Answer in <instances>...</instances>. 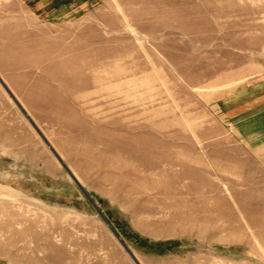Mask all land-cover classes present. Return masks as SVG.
<instances>
[{"label": "rangeland", "instance_id": "1", "mask_svg": "<svg viewBox=\"0 0 264 264\" xmlns=\"http://www.w3.org/2000/svg\"><path fill=\"white\" fill-rule=\"evenodd\" d=\"M261 239L264 0H0V264H264Z\"/></svg>", "mask_w": 264, "mask_h": 264}, {"label": "bare ground", "instance_id": "2", "mask_svg": "<svg viewBox=\"0 0 264 264\" xmlns=\"http://www.w3.org/2000/svg\"><path fill=\"white\" fill-rule=\"evenodd\" d=\"M153 192H154V191H153ZM148 194H150V193H148ZM148 194H147V195H148ZM147 195H146V196H147ZM146 198H147V197H146ZM149 198H151V197H149ZM152 198H153V197H152ZM147 200H148V199H147ZM136 204H137V203H136ZM134 207H135V206H134ZM137 207H138V206H137ZM145 207H146V206H145ZM132 208H133V207H132ZM147 208H148V207H147ZM130 210H131V209H130ZM143 211H144V210H143ZM152 211H153V210H151L150 212L152 213ZM146 212H149V211H146ZM252 220H253V219H252ZM248 224H249V223H248ZM262 240H263V239H261V241H262ZM49 241H50V240H49ZM47 242H48V241H47ZM262 242H264V240H263ZM48 243H49V242H48ZM260 243H261V242H260ZM49 244H50V243H49ZM49 244H48V245H49ZM262 244H263V243H262ZM53 247H54V246H53ZM55 248H56V246H55ZM55 248H53V249H55ZM63 248H64V247H63ZM51 249H52V248H51ZM57 249H59V248H57ZM61 249H62V248H61ZM61 249H60V250H61ZM60 250H59V251H60ZM55 251H57V250H55ZM62 251H63V250H62ZM62 251H61V252H62ZM64 253H65V251H64ZM0 255H1V254H0ZM56 255H57V254H56ZM58 256H60V255H58ZM58 256H57V257H58ZM63 257H64V256H63ZM48 258H49V257L44 258V259H48ZM61 258H62V256H61ZM55 259H56V258H55ZM52 260H54L53 257H52ZM58 260H60V258H59ZM49 261H50V260H49ZM49 261H48V262H49ZM53 263H54V261H53ZM60 264H61V263H60Z\"/></svg>", "mask_w": 264, "mask_h": 264}]
</instances>
